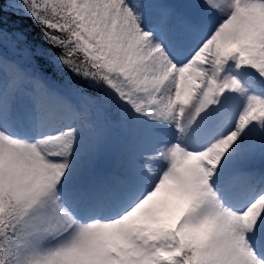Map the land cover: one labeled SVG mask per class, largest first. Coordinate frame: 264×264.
<instances>
[{"label": "snow or ice", "instance_id": "6c2138e0", "mask_svg": "<svg viewBox=\"0 0 264 264\" xmlns=\"http://www.w3.org/2000/svg\"><path fill=\"white\" fill-rule=\"evenodd\" d=\"M0 264H264V0H0Z\"/></svg>", "mask_w": 264, "mask_h": 264}, {"label": "trees", "instance_id": "16d2710c", "mask_svg": "<svg viewBox=\"0 0 264 264\" xmlns=\"http://www.w3.org/2000/svg\"><path fill=\"white\" fill-rule=\"evenodd\" d=\"M5 10L7 11V9H5ZM6 19L9 20L10 24L13 21H15L16 25L25 27L28 32L33 33L34 35L38 33V29H36V27L31 23V21H28V20L21 21L20 19H18L16 17H11V16L6 17ZM48 75H49L50 79L52 80V82H55L57 84L61 83V77L59 75H53L50 70H48ZM64 79L66 80L67 77H64Z\"/></svg>", "mask_w": 264, "mask_h": 264}, {"label": "rangeland", "instance_id": "374dc122", "mask_svg": "<svg viewBox=\"0 0 264 264\" xmlns=\"http://www.w3.org/2000/svg\"><path fill=\"white\" fill-rule=\"evenodd\" d=\"M53 84H54V85H59V84H57V83H55V82H53Z\"/></svg>", "mask_w": 264, "mask_h": 264}]
</instances>
